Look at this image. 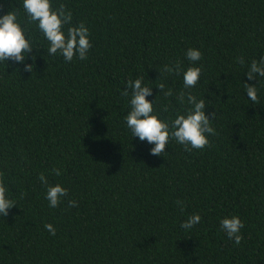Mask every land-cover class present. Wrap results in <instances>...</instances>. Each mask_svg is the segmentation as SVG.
Here are the masks:
<instances>
[{
  "label": "trees",
  "instance_id": "obj_1",
  "mask_svg": "<svg viewBox=\"0 0 264 264\" xmlns=\"http://www.w3.org/2000/svg\"><path fill=\"white\" fill-rule=\"evenodd\" d=\"M60 3L90 30L85 60L48 55L23 0H0V16L18 8L27 37L42 46L26 60L37 56L33 72L0 62V171L16 202L0 215V264H264V78L246 75L264 57V0H52ZM189 48L202 52V73L184 89ZM176 62L181 74L163 73ZM140 77L154 114L169 123L191 107L180 91L205 99L206 115L216 112L210 146L189 152L170 139L157 156L134 138L131 93L122 92ZM244 83L259 86L258 103ZM42 172L68 189L56 208ZM194 213L201 222L182 228ZM235 215L245 224L239 245L220 229Z\"/></svg>",
  "mask_w": 264,
  "mask_h": 264
},
{
  "label": "clouds",
  "instance_id": "obj_2",
  "mask_svg": "<svg viewBox=\"0 0 264 264\" xmlns=\"http://www.w3.org/2000/svg\"><path fill=\"white\" fill-rule=\"evenodd\" d=\"M23 9L27 14V23H35L39 31L48 41L47 54L54 56L57 53L63 56L66 62H71L74 58L80 60L87 59L89 50L92 48L90 41V30L83 22L73 25V14L67 9L66 4L60 3L57 7L52 6V0H23ZM0 16V62L12 61L16 64H24L23 71L33 72L37 56L33 54V63L28 64L26 60L29 54L35 49L37 52L42 46H37L35 42L28 38L26 33L28 28L22 26L18 20V8ZM187 59L193 66L183 71L184 89H191L199 82L202 66H195V63L202 59V52L196 48H189L186 52ZM237 62L245 64L243 57H238ZM163 73L179 75L182 72L180 62L173 66L166 65ZM250 80L264 78V57L259 60L253 59L246 72ZM264 82L259 79V86ZM259 86L244 83L249 100L258 103ZM165 96H172V90L165 91V84L157 86ZM131 93L130 111L125 117L127 128L131 130L133 137H138L141 141L153 144L151 154L162 156L166 151L170 139L183 145L186 151L193 149L202 150L210 146L209 136L216 135V129L212 127L211 121L216 118V112L206 115L205 99H197L190 91H180L177 99L181 104L185 100L189 105L186 114H179L171 123L161 120L158 114H154V104L148 99L152 95V88L143 84V77L135 80L129 79L127 87L122 95L127 97ZM157 100V99H156ZM165 110H167L165 108ZM55 175L59 176L60 170L53 169ZM39 180L46 186V199L49 207L56 208L60 205L62 198L68 196V189L60 184L55 186L49 184L47 177L42 172ZM9 189L4 183V173L0 171V215L7 217L9 210L16 206V202L8 196ZM176 204L181 211L186 205L184 201L177 200ZM68 207H78L76 200H69ZM202 217L198 213L190 215L181 227L188 230L199 224ZM245 227L244 222L238 215L225 217L220 221V229L235 245H239L244 236L241 229ZM45 228L51 235H56L55 227L48 223Z\"/></svg>",
  "mask_w": 264,
  "mask_h": 264
}]
</instances>
